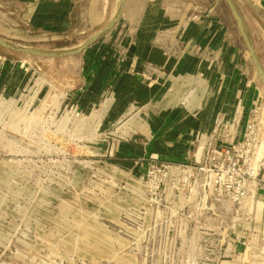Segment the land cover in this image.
<instances>
[{
	"label": "rangeland",
	"instance_id": "obj_1",
	"mask_svg": "<svg viewBox=\"0 0 264 264\" xmlns=\"http://www.w3.org/2000/svg\"><path fill=\"white\" fill-rule=\"evenodd\" d=\"M235 8L264 73V13L242 7L259 22L244 20ZM218 10L230 15L264 96L235 17ZM88 25L74 16L56 31L20 27L25 37H4L42 51L79 48L69 55L0 45V264H264V205L239 210L198 181L182 184L177 161L160 159L142 134L67 105L63 92L105 24ZM152 164L159 171L148 174Z\"/></svg>",
	"mask_w": 264,
	"mask_h": 264
},
{
	"label": "crops",
	"instance_id": "obj_2",
	"mask_svg": "<svg viewBox=\"0 0 264 264\" xmlns=\"http://www.w3.org/2000/svg\"><path fill=\"white\" fill-rule=\"evenodd\" d=\"M231 1L244 20L259 22L242 7L264 13V0ZM225 5L227 0H0V38L25 37L20 27L56 31L74 16L90 23L88 30L105 24L83 53L79 77L63 92L67 105L142 134L160 159L181 162L201 157L219 121L238 136L259 96L241 36L227 24L230 15L218 10Z\"/></svg>",
	"mask_w": 264,
	"mask_h": 264
},
{
	"label": "built area",
	"instance_id": "obj_3",
	"mask_svg": "<svg viewBox=\"0 0 264 264\" xmlns=\"http://www.w3.org/2000/svg\"><path fill=\"white\" fill-rule=\"evenodd\" d=\"M221 128L227 129L225 122L219 121L201 157L177 162L175 172L182 184L198 181L203 192L208 190L210 195L227 200L236 209L247 206V212L257 211V204L264 205V96L259 95L247 110L238 136L228 129L223 134ZM161 166L166 169L164 176L168 175L172 165ZM151 168L148 174L159 171L155 164ZM159 185L158 182L154 190Z\"/></svg>",
	"mask_w": 264,
	"mask_h": 264
},
{
	"label": "water",
	"instance_id": "obj_4",
	"mask_svg": "<svg viewBox=\"0 0 264 264\" xmlns=\"http://www.w3.org/2000/svg\"><path fill=\"white\" fill-rule=\"evenodd\" d=\"M227 2L229 4V8H230L233 16L235 17V19L237 21V24H238V27L240 29L241 35H242L245 43L247 44L248 49L252 53V58H253L254 63L256 65V69H257L258 73L262 76V78H264V73H262V70H261V68L259 66V62H258L256 56L254 55V52L252 50V45H251V42H250V38H249L248 34L246 33V31L244 29L243 23H242V21L240 19V16L237 13L235 5L233 4V2L231 0H227ZM94 38L95 37H92L90 39V41H92ZM0 45L3 46V47H6V48L12 49V50H16V51H21V52L35 54V55H45V56H64V55H69V54L75 53L77 51V50L64 51V52H62V51H59V52L42 51V50H39V49L25 48V47L17 46V45L11 44L10 42H8V41H6L5 39H2V38H0Z\"/></svg>",
	"mask_w": 264,
	"mask_h": 264
}]
</instances>
